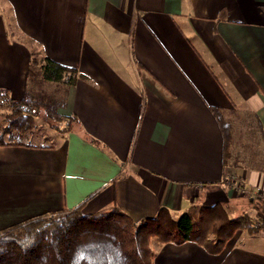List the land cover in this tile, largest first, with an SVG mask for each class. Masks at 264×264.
Here are the masks:
<instances>
[{
	"label": "crops",
	"instance_id": "1",
	"mask_svg": "<svg viewBox=\"0 0 264 264\" xmlns=\"http://www.w3.org/2000/svg\"><path fill=\"white\" fill-rule=\"evenodd\" d=\"M32 48L86 78L57 101L71 128L0 145V231L113 205L134 222L217 202L264 219V160L227 157L253 122L264 153V0H0V89L15 99L45 81L30 76ZM153 249L154 264H264V229L220 253Z\"/></svg>",
	"mask_w": 264,
	"mask_h": 264
},
{
	"label": "trees",
	"instance_id": "2",
	"mask_svg": "<svg viewBox=\"0 0 264 264\" xmlns=\"http://www.w3.org/2000/svg\"><path fill=\"white\" fill-rule=\"evenodd\" d=\"M32 54V78L38 74V64L39 74L48 82L69 86L78 78H86L77 68L49 57L40 61L35 48ZM0 103L11 108L5 124H0V145L23 144L41 110L49 123L58 121L53 125L57 130H68L75 119L60 114L57 101L30 94L15 99L7 89H0ZM62 123L66 125L62 127ZM229 136L225 129L226 149ZM239 229L257 233L264 229V219L249 213L232 216L230 205L224 202L202 205L196 212L179 216L162 207L155 216L138 223L117 205L91 214L77 207L40 215L0 231V264H154V244L189 240L211 253H220Z\"/></svg>",
	"mask_w": 264,
	"mask_h": 264
},
{
	"label": "rangeland",
	"instance_id": "3",
	"mask_svg": "<svg viewBox=\"0 0 264 264\" xmlns=\"http://www.w3.org/2000/svg\"><path fill=\"white\" fill-rule=\"evenodd\" d=\"M35 70L38 73H40L41 66L39 64L36 65ZM63 89H64V86L61 83L43 81L41 84H39L38 89H37V86L33 85L32 93L36 98H39V99H45V100L52 99L54 101H59V100H62V97L64 96ZM10 111H11V108L8 104L0 103V124L1 125L5 124V118L7 114L10 113ZM44 113L45 111L41 110L40 114H38L35 117V127L33 128L32 131L27 132L25 134V137L23 140L24 143H41V142H46L47 140H51V138L48 139L47 137L48 136L52 137L54 133L53 130L55 129L54 126L58 125L59 123L58 121H51V123H49L45 119ZM251 124L253 126L251 128L252 134L254 135L252 136V139L249 137L250 136L249 134L247 135L245 133L240 132V134L236 136L234 143H233L235 147L234 149L235 153L234 152L232 153L233 149H231V151L230 150L227 151V152L229 151L231 152V154L227 155L229 165H232L231 163L235 161L238 163H242L243 166L252 167V165H255L254 161L256 162L258 160L259 161L264 160V153L260 150L261 144L256 143L257 142L256 136H258L257 134L259 133L258 127H256L255 125L256 123L254 122ZM64 125H66V123H62L61 126L63 127ZM228 130H229V135H230L228 143L229 142L232 143L231 142L232 136L230 134L232 133V127L230 125H228ZM257 140L259 141L260 138H257ZM229 147H232V146H229ZM236 150H238V152H236ZM233 175H236V172H234ZM235 201H236V198L233 200V202Z\"/></svg>",
	"mask_w": 264,
	"mask_h": 264
}]
</instances>
